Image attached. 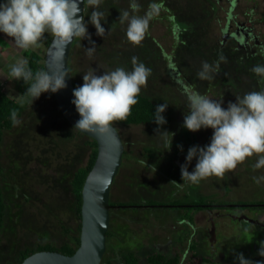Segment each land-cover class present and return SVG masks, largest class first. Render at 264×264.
Wrapping results in <instances>:
<instances>
[{
  "label": "rangeland",
  "instance_id": "1",
  "mask_svg": "<svg viewBox=\"0 0 264 264\" xmlns=\"http://www.w3.org/2000/svg\"><path fill=\"white\" fill-rule=\"evenodd\" d=\"M138 2V14L143 15L152 0ZM158 2L159 14L152 19L142 43L134 46L126 39L127 25L119 19L123 10L131 11L130 0H104L105 35L98 36L95 27L88 24L95 53L89 57L85 51L92 46L89 40L80 42L77 38L69 54L75 88L83 84V74L92 69L97 74L118 66L131 70L133 58H138L152 70L140 94L156 106L169 105L164 112L168 121L159 131L154 124L115 126L124 155L110 191L109 236L101 264L119 263L129 252L137 254L141 264H147L146 256L154 252L169 254L181 236L192 237L199 256L212 259L197 264H236V256L241 253L255 264L264 259L258 254L264 245V182L258 185L253 180L264 175V168L253 167L256 157L247 158L223 178L210 177L199 184L186 183L181 166L190 147H203L212 136L210 128L193 133L183 127L190 90L222 99L225 108L235 102L236 96L264 90V80L251 71L255 65L264 64V0ZM90 13L85 3L86 23ZM50 37L45 35V39ZM44 40L38 49L22 50L0 33V90L10 98L25 102L20 86L9 75L10 66L20 58L26 59L27 51L44 57ZM220 55L225 60L220 62L214 79L200 80L197 73L202 62L214 63ZM18 121L0 144V182L6 207L0 264H15L26 248L45 244L59 247L68 237L77 236L79 220L71 180L87 164L90 154L89 138L79 135L62 117L51 93L31 102ZM165 131L173 134L168 151L166 139L170 135L160 134ZM195 163L194 159L188 165L190 172ZM201 197H208L209 202L223 201L225 206L245 202L244 206L253 207L261 202L262 207L246 208L243 213L248 222L240 220L241 228L229 208L192 213L171 208L173 202H192ZM149 202L159 205L153 208ZM185 214H192L193 225L182 219ZM211 227H215L217 239L214 251L209 244Z\"/></svg>",
  "mask_w": 264,
  "mask_h": 264
},
{
  "label": "clouds",
  "instance_id": "2",
  "mask_svg": "<svg viewBox=\"0 0 264 264\" xmlns=\"http://www.w3.org/2000/svg\"><path fill=\"white\" fill-rule=\"evenodd\" d=\"M83 3L85 0H0V33L11 38L22 50L40 48L46 34L61 48L77 38L80 42L87 39L92 46L85 51L91 57L96 45L88 33V24L95 27L98 36L105 35L106 30L102 26L105 13L101 10L104 0H86L91 9L87 23L80 7ZM129 7L131 11L123 10L119 19L127 25V41L138 46L145 39L161 6L158 0H152L143 15L138 14L141 8L138 0H130ZM224 60L225 57L220 55L214 63L202 62L197 77L204 81L214 79V74L220 70V62ZM251 71L264 80V64L255 65ZM151 73V68L134 57L131 70L118 66L102 74L93 69L83 74V84L73 90L71 101L80 117L75 128L85 133H109L115 122L124 121L131 114L132 106L138 103ZM9 75L28 84L26 94L32 98V103L43 93H57L67 87L65 72H33L23 58L10 66ZM186 99L188 111L183 127L193 133L212 129L209 144L188 149L186 163L181 166V176L186 183L199 184L210 177L223 178L253 156L256 157L253 167L264 168V90L236 96L235 102H229L226 108L222 106V99H212L196 90H190ZM168 106L163 103L155 108L153 121L158 131L167 123L163 113ZM11 118L14 123H19L16 112L11 113ZM160 134L170 135V139H166V151L170 150L173 134L166 131ZM179 147L182 150V146ZM194 159L195 167L190 172L188 165ZM253 180L259 185L264 182V175L254 176ZM262 246L258 254L264 257ZM236 264L254 262L241 253L236 256ZM255 264H264V261H256Z\"/></svg>",
  "mask_w": 264,
  "mask_h": 264
},
{
  "label": "water",
  "instance_id": "3",
  "mask_svg": "<svg viewBox=\"0 0 264 264\" xmlns=\"http://www.w3.org/2000/svg\"><path fill=\"white\" fill-rule=\"evenodd\" d=\"M80 7L84 15L85 3ZM74 41L67 47L61 48L52 39L47 47L43 66L44 70L50 73L63 71L67 74L65 78L67 87L52 93L53 98L62 117L78 133L95 141L97 145L96 160L84 181L81 192L80 244L72 256L57 252H36L21 264H101L106 250L109 212L112 208L110 191L122 164L124 145L115 127L107 134L85 133L75 128L80 117L71 103L75 86L68 67L69 54Z\"/></svg>",
  "mask_w": 264,
  "mask_h": 264
},
{
  "label": "trees",
  "instance_id": "4",
  "mask_svg": "<svg viewBox=\"0 0 264 264\" xmlns=\"http://www.w3.org/2000/svg\"><path fill=\"white\" fill-rule=\"evenodd\" d=\"M232 3H235V0H233ZM51 40L52 37L44 40V44L46 47L49 46ZM24 55L26 57V60L28 61V66L33 70V72L44 70L43 63L45 56L42 57L36 52H28V51L25 52ZM16 82L21 88V94L25 99V102H18L15 99L10 98L8 95H6L3 91L0 90V144L3 140L4 134L12 130V128L16 124L13 122L11 118V113L13 111L16 112L17 120H18L19 118H21V116L27 109L28 105L32 102V98L26 94V88L28 87V84L23 83V81H16ZM156 107L157 106L151 100L140 94L138 98V103L132 106L131 114L128 116V118L124 121L115 122V126L116 124L124 125V126L153 125V124L156 125V123L153 121ZM166 121H168L167 118ZM78 134L81 135L80 133ZM186 139L187 140L191 139L190 134L187 133ZM89 140L90 141L88 143L90 147V154H89L88 162L84 167L79 168L74 173L71 180V189L76 202V215L79 220L77 236L68 237V241L59 247H56L52 244H45V245H40L35 249L26 248L25 250L19 253V258L15 264H21L27 257L31 256L36 252H43V251L57 252L66 256H72L75 253V251L79 248V244H80L79 234L81 228L80 225L81 192L84 181L88 173L92 169L97 157L96 142L91 139ZM209 201L210 199H208V197L206 198L201 197L198 200L192 202L176 201L171 204V208L173 207L184 210L186 209L191 211L192 213L194 211H203V210L212 211L215 209H222L224 208L223 206L226 205V203L223 201H217V200L215 201L213 200L212 202ZM238 204L245 205L246 203L244 202ZM261 204H262L261 202H256L255 205L257 206H253V207L245 206V208L262 207ZM110 205L112 206L111 201H110ZM148 205H151L154 208L156 205L159 204H157L156 202H149ZM163 205L165 206L166 204ZM164 206L163 208H166ZM5 210L6 207H5L4 195L0 182V245L2 242V231L4 228ZM182 219L187 223H189L190 225H193L192 214L190 215L185 214L182 217ZM67 232L68 231L65 230V233ZM108 236L109 233H107L106 238ZM145 261L147 264H197V263H210L212 262V259L199 256L197 250V242L193 240L192 237L181 236L171 246L169 250V254L154 252L146 256ZM261 261H264V259ZM106 264H141V258L137 254L129 252L121 256L119 263L114 261H108Z\"/></svg>",
  "mask_w": 264,
  "mask_h": 264
},
{
  "label": "flooded vegetation",
  "instance_id": "5",
  "mask_svg": "<svg viewBox=\"0 0 264 264\" xmlns=\"http://www.w3.org/2000/svg\"><path fill=\"white\" fill-rule=\"evenodd\" d=\"M225 208H229V207L225 206L224 208H222V210H224ZM245 209L246 208L243 204H236V205H233V207L229 208V211L231 212V214L230 213L229 214L233 218H236V221L238 222V226H242L243 223L241 221L244 219L246 222H248L247 215L243 213ZM207 211H210V210H207ZM208 236H209V244L211 245V251H214L216 249V243H217V239L216 238L214 239L215 227H211V230L209 231Z\"/></svg>",
  "mask_w": 264,
  "mask_h": 264
},
{
  "label": "crops",
  "instance_id": "6",
  "mask_svg": "<svg viewBox=\"0 0 264 264\" xmlns=\"http://www.w3.org/2000/svg\"><path fill=\"white\" fill-rule=\"evenodd\" d=\"M252 225H253V224H251V226H252ZM251 226H250V227H251ZM239 227L241 228L242 226H239Z\"/></svg>",
  "mask_w": 264,
  "mask_h": 264
}]
</instances>
